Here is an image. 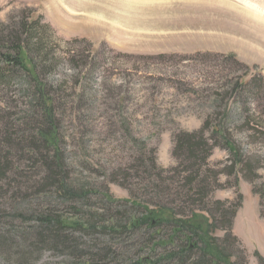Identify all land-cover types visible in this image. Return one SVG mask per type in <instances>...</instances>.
Wrapping results in <instances>:
<instances>
[{
  "label": "rangeland",
  "instance_id": "374dc122",
  "mask_svg": "<svg viewBox=\"0 0 264 264\" xmlns=\"http://www.w3.org/2000/svg\"><path fill=\"white\" fill-rule=\"evenodd\" d=\"M254 12L264 16V0H0V48L16 34L44 57L39 79L53 101L64 190L74 195L37 193L42 163L27 160L22 142L34 130L27 117L33 96L17 75L0 85V164L11 168L0 182V264H75L67 246L32 238L46 208L66 224L94 222L97 230L62 233L83 253L107 245L119 257L105 264L138 257L150 264L178 246L169 229L144 226L114 236L99 227L116 214L140 217L144 209L130 210L132 201L156 209L166 198L180 205L178 212L203 216L219 240L235 211L229 232L237 241L229 238L226 253L231 261L260 264L264 25ZM36 21L35 32L22 28ZM202 128L214 145L202 177L213 188L199 202L180 190L187 163L172 151L175 134ZM5 131L12 144L3 143ZM54 154L47 152L49 159ZM160 169L181 194H160ZM187 198L194 201L184 209Z\"/></svg>",
  "mask_w": 264,
  "mask_h": 264
},
{
  "label": "trees",
  "instance_id": "16d2710c",
  "mask_svg": "<svg viewBox=\"0 0 264 264\" xmlns=\"http://www.w3.org/2000/svg\"><path fill=\"white\" fill-rule=\"evenodd\" d=\"M37 23L38 21L30 26L23 23L22 28H29L35 32L37 27H34ZM5 42L7 45H3V48H0V85H9L15 76L21 75L26 78V85H28L26 89L32 91L33 106L30 112L31 115H27V117L32 116L30 121L34 125V130L30 135L26 136L22 134L19 137V141L22 140V137L26 136L22 142L27 146V160H39L42 163L41 166L38 167V169L41 168V173L38 177L41 183L37 193H47L53 190L57 191L61 196L67 197L69 195L73 198V193H70L68 189L64 190V165L58 154L56 145L57 125L55 124L56 116L53 112V101L48 93L49 90L46 89V85H43L39 79L40 73H38V68L40 67L39 70L41 69L44 57L40 54V51H37V48L34 49L24 44L21 38L16 34L9 39L7 38ZM37 45L39 44L37 43ZM8 127L11 128L10 125H8ZM5 135L3 139L4 142H2L12 144L14 139H12L11 134L5 131ZM173 142V155L177 159L182 156V162L187 163L185 167V172H187V174L185 177H182L181 181L184 182L179 188L184 194H189L192 191L191 197L196 196L195 198H197H187L188 201L186 200L185 204H182L185 209L190 207V204H192L194 200L204 202L205 197L210 194L213 188L207 179L202 177V172L203 168L206 167L207 157L210 155L214 145L210 144L204 137L203 128L197 132L177 133L174 136ZM51 149L54 150L55 154L50 156L49 159L47 152ZM3 150L4 148L0 147V153H3ZM151 161L152 165L155 166L154 159ZM10 170V167H4V165L0 164V182L6 179V174ZM164 171L167 170L160 169L157 172L159 181L156 184L157 189L161 192L160 194L163 193L167 197L181 194L182 191L172 189L171 184H168L165 178L162 177ZM163 181L164 183H162ZM102 196L103 198L106 197L104 194ZM84 197H86V193L79 195L81 199ZM166 199L167 201H159L156 209H148L132 201L130 203V210L135 207L144 209V213L140 217L132 216L130 218L121 219L119 218L121 214L112 215L109 219V225H102L99 228L114 236L122 233L134 232L138 230V228L144 226L147 230L155 228L159 230L160 227L169 229L177 240L178 246L170 250L163 249V253L159 255V259L153 262L151 261L150 264H159L163 259H165L167 263L169 262L172 264H245L244 258H240L239 262L231 261L225 250L226 245L230 244L229 238L232 241H237L236 237L229 232L232 224L231 220L235 211H232L229 215L226 225V230L228 232L227 237L219 240L210 235L209 228L211 224L208 223V220L203 216L193 212L186 215L182 210L178 212L177 208L180 209V205L177 206V204H174V201H169L168 198ZM38 212L39 215L36 216V219H38L40 225L32 237L36 243H48L54 247L67 246L70 255L77 259L75 264H105L107 261L111 263H116L118 261V253H115L112 247L107 245H95L94 250L91 249V247L85 246L86 251L83 253L79 250L80 246L78 244L71 241L68 236L66 237L62 234L69 229H74L79 232L97 230L98 228L94 226L92 220L89 219L88 221L86 220L85 223H81V221L77 219L72 223L66 224L62 218L54 214L50 209L46 208ZM25 236L26 233H23V238H25ZM151 239L152 238H149L147 240L151 241ZM189 241L192 243H189ZM26 244L27 246H31L28 241ZM83 255L88 256L87 261H80ZM257 256L259 263L264 264V258L259 254H257ZM143 261L141 257H138L134 260L133 264H145L146 262Z\"/></svg>",
  "mask_w": 264,
  "mask_h": 264
},
{
  "label": "bare ground",
  "instance_id": "6f19581e",
  "mask_svg": "<svg viewBox=\"0 0 264 264\" xmlns=\"http://www.w3.org/2000/svg\"><path fill=\"white\" fill-rule=\"evenodd\" d=\"M70 11L73 12V13H75V14H77L79 12V11H74V9H72V8H70ZM254 13H255V16H257L258 18H260V19L262 18L261 20H263L262 21V23H263L262 26H263L264 25V16L261 13H257V12H254Z\"/></svg>",
  "mask_w": 264,
  "mask_h": 264
}]
</instances>
